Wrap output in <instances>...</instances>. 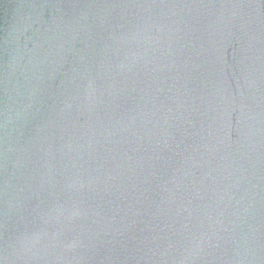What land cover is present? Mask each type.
<instances>
[{
  "label": "water",
  "instance_id": "water-1",
  "mask_svg": "<svg viewBox=\"0 0 264 264\" xmlns=\"http://www.w3.org/2000/svg\"><path fill=\"white\" fill-rule=\"evenodd\" d=\"M0 264H264V0H0Z\"/></svg>",
  "mask_w": 264,
  "mask_h": 264
}]
</instances>
